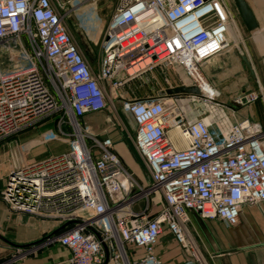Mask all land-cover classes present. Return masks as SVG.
Returning a JSON list of instances; mask_svg holds the SVG:
<instances>
[{
  "label": "built area",
  "instance_id": "2783aa9c",
  "mask_svg": "<svg viewBox=\"0 0 264 264\" xmlns=\"http://www.w3.org/2000/svg\"><path fill=\"white\" fill-rule=\"evenodd\" d=\"M94 1L0 0V44L18 40L27 62L0 69V142L54 114L61 115L60 130L69 127L62 133L68 148L15 165L0 197L14 212L64 224L51 240L67 249V264H165L156 249L164 227L196 253L186 227L191 212L233 226L242 205L264 201V130L237 120L234 108L258 94L236 96L229 106L201 74L202 64L228 46L231 25L218 0H118L96 70L66 21ZM152 68L178 69L176 86L198 91L123 102L148 172L140 184L111 138L91 135L81 118L103 111L109 93ZM164 80L162 90L174 87ZM201 262L196 254L185 264Z\"/></svg>",
  "mask_w": 264,
  "mask_h": 264
},
{
  "label": "crops",
  "instance_id": "0c3cea01",
  "mask_svg": "<svg viewBox=\"0 0 264 264\" xmlns=\"http://www.w3.org/2000/svg\"><path fill=\"white\" fill-rule=\"evenodd\" d=\"M246 2L253 11L257 27L248 30L244 23L241 29L234 24L231 25L235 30L227 33L228 46L209 57L202 64L200 71L209 86L219 91L218 100L229 106L233 105L232 100L236 96L250 92L258 94L254 101L234 107L235 118L237 120L247 118L258 123L264 130V6L262 0H246ZM231 38L243 41L242 51L229 45ZM78 45L91 67L96 70L100 57L98 49H90L81 41ZM155 70L156 76L163 74L164 78L166 75L173 86L179 84L175 72L180 70L168 69L166 74L159 68ZM156 76L153 74L151 77ZM165 87H159L155 94ZM96 113L98 112L83 116L81 122L89 124L90 118ZM45 120L33 128L19 132L21 134L18 133L0 142V191L8 171L15 165L37 161L68 148L67 144L55 140L53 141L58 144L49 147L48 143L50 144L52 140L44 143L37 133H23L36 128ZM31 138L38 141V148L26 155L23 148ZM113 148L118 154L126 151L117 144L113 145ZM35 154H38L37 157ZM197 217L200 216L195 212L189 214L186 224L189 234L194 231ZM205 222L211 229L219 225L220 246L225 248V254L220 256L219 264L224 262L225 264H264V201L242 205L237 223L233 226H226L219 219H209ZM63 227L64 224L60 221L47 216L14 212L0 197V264H67L69 256L67 249L51 240L54 235L62 231ZM158 253L161 256L159 251Z\"/></svg>",
  "mask_w": 264,
  "mask_h": 264
},
{
  "label": "rangeland",
  "instance_id": "374dc122",
  "mask_svg": "<svg viewBox=\"0 0 264 264\" xmlns=\"http://www.w3.org/2000/svg\"><path fill=\"white\" fill-rule=\"evenodd\" d=\"M217 2L221 10L229 19L230 25L234 24L235 27L241 29L243 22L233 1L218 0ZM117 3L118 0H95L88 5H83L79 10L77 9L74 12H69L66 16V21L75 40L77 42L81 41L86 43L90 49H98L100 52L102 36L112 14L114 13ZM230 30L232 33L235 28L232 26ZM17 42L18 40L11 39L7 46L3 47L0 44V69L3 73L26 66L27 62L21 58L19 52L20 47ZM229 43L230 46L238 50L242 51L244 48L243 41L241 40L237 41L235 38H231ZM160 69L161 68H159V70ZM163 69L166 72V68ZM163 69L161 70L164 73ZM153 74L155 76L157 74L155 68L146 70L137 75H132L133 77L129 78L121 86L116 88L113 94L109 93L106 108L103 111L92 115L90 121L88 120L90 125L82 122L84 126L89 128L91 135L97 137H110L113 145L117 144L120 147L125 148V153L119 152V156L125 167L140 184H143L148 180V172L133 144V121L130 115L123 110L122 104L128 99L153 95L159 87H165L168 85L163 78V74L151 77ZM123 77V73H120L117 76V78ZM169 82L171 83V80ZM60 116V114H54L48 117L44 123L36 128L30 129V131H25L28 133H23H37V135L40 136L41 141L44 143L50 140L47 139L49 136H55V141H61V143L67 144L68 137L65 134L62 135V133H66L69 130V127L65 125L60 127L61 130L59 129L57 123ZM238 117L239 116H237V118ZM107 120L110 121L106 122ZM53 140L54 139H52L50 144L48 143L49 147L58 144ZM37 143V140L31 138L30 142H27L26 145H24L23 152L27 155L33 150L35 151L38 148ZM37 155L38 154H35V157H37ZM208 220L209 219L197 217L194 222V231L190 230V235L193 237L192 239L198 249L197 251H199L203 258V261H205L206 264H219L220 256L225 254V248L220 246L221 236L219 234V225L214 229L208 228L207 223L205 222ZM157 250L160 252L165 264H185L196 257V253H194L191 248H189V250L183 248L166 227L163 228L159 236Z\"/></svg>",
  "mask_w": 264,
  "mask_h": 264
},
{
  "label": "water",
  "instance_id": "95a60500",
  "mask_svg": "<svg viewBox=\"0 0 264 264\" xmlns=\"http://www.w3.org/2000/svg\"><path fill=\"white\" fill-rule=\"evenodd\" d=\"M232 1L245 27L248 30L255 29L257 27V22L255 20V16L253 14L252 9L247 4L246 0H232ZM243 59L246 60L245 57H243ZM183 91L197 92L198 90L194 86L179 85V86L166 88L165 90H160L158 93L161 94L163 92H166V93L172 94V93L183 92Z\"/></svg>",
  "mask_w": 264,
  "mask_h": 264
},
{
  "label": "bare ground",
  "instance_id": "6f19581e",
  "mask_svg": "<svg viewBox=\"0 0 264 264\" xmlns=\"http://www.w3.org/2000/svg\"><path fill=\"white\" fill-rule=\"evenodd\" d=\"M231 29V28H230ZM229 29V31H231ZM147 62V60L146 61H143V62H141V63H138V64H136L135 66H133L132 68H130V70L129 71H134V70H137V69H139V68H141L145 63ZM188 233V232H187ZM189 234V233H188ZM187 234V237L190 239V235H188ZM195 252H196V254L198 255V257L200 258V260L204 263V264H206L204 261H203V258L201 257V255L199 254V252L197 251V248H195Z\"/></svg>",
  "mask_w": 264,
  "mask_h": 264
},
{
  "label": "flooded vegetation",
  "instance_id": "af4514ba",
  "mask_svg": "<svg viewBox=\"0 0 264 264\" xmlns=\"http://www.w3.org/2000/svg\"><path fill=\"white\" fill-rule=\"evenodd\" d=\"M110 120H107L106 122H109Z\"/></svg>",
  "mask_w": 264,
  "mask_h": 264
}]
</instances>
